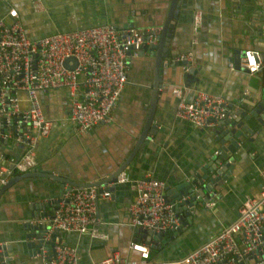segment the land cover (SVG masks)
Wrapping results in <instances>:
<instances>
[{"label":"crops","instance_id":"obj_1","mask_svg":"<svg viewBox=\"0 0 264 264\" xmlns=\"http://www.w3.org/2000/svg\"><path fill=\"white\" fill-rule=\"evenodd\" d=\"M169 2L0 0V18L11 23L7 11L14 8L22 29L31 38L100 24L145 29L162 24ZM177 9L165 60L191 50L190 83L185 81L180 65L163 69L152 127L123 169L127 180L115 183L110 197L96 202L97 236L89 231L57 233L61 241L76 249L78 264H93L107 250L127 260L139 261L138 253L128 248L129 240H144L126 218L127 206L134 197L133 181L148 176L161 180L170 189L200 173V168L219 148L213 130L196 128L173 116L177 102L171 92L173 88L180 89L184 101H190L196 91L220 94L232 110L245 108L243 101L253 100L259 91L264 92V71L249 75L240 68L228 67L229 61L234 62L233 50L253 47L244 31L252 18L264 21V0H179ZM196 13L199 19L194 25ZM152 51L151 46L145 45L138 56L129 60L127 81L110 118L90 131L78 132L68 121L66 90L39 93L43 113L52 121V128L47 136L38 137L35 142L33 169L79 182L95 181L113 171L132 149L145 120L153 71ZM3 141H0V153L16 160L23 151L22 146ZM237 143L234 152L228 154L233 157V163L216 191L213 205L204 207L196 202L188 215L189 221H184L176 235H168L163 245L159 246L157 241L148 253L147 262H174L196 249L223 225L233 221L243 200L259 188V170L264 166V136L241 135ZM19 174L22 173H14L8 179ZM64 184L29 176L16 180L0 193V244L6 245L7 264H41L30 251L32 228L26 222L41 210L34 204L58 199ZM52 210L53 204L45 206L46 214Z\"/></svg>","mask_w":264,"mask_h":264},{"label":"built area","instance_id":"obj_2","mask_svg":"<svg viewBox=\"0 0 264 264\" xmlns=\"http://www.w3.org/2000/svg\"><path fill=\"white\" fill-rule=\"evenodd\" d=\"M7 16L12 18L11 23L0 18V141L17 143L23 151L16 160L0 153V187L14 173L33 169L35 142L51 131L52 121L43 113L39 93L66 90L68 121L78 132L90 131L110 118L127 81L129 60L138 56L143 46L156 45L161 30L160 26L140 29L100 24L31 38L22 29L14 8L8 9ZM198 19L196 13L194 25ZM167 62H182L184 74L192 67L193 54L188 50ZM228 67L234 69V63L229 61ZM237 67L251 75L264 71V62L259 60L257 51L246 48ZM171 92L177 99L173 116L196 128L214 130L220 122L234 116L229 102L220 94L196 91L190 101H184L180 89L173 88ZM218 153V149L214 151L215 155ZM259 176V188L243 200L237 217L179 260L147 262L148 253L158 240L147 241L142 236L144 240L128 241V248L138 253L139 261L107 250L93 264H264V166ZM115 180L125 182L127 178L121 171ZM111 184L81 187L66 183L51 214L43 215L39 210L26 222L27 226L44 225L41 241L32 253L41 264H78L76 249L54 232L89 231L97 236L96 202L110 197ZM133 188L134 197L126 210L130 226L151 233H167L184 226L174 209L175 201L167 199L161 180L142 176L133 181ZM216 194H204L202 205H213Z\"/></svg>","mask_w":264,"mask_h":264},{"label":"water","instance_id":"obj_3","mask_svg":"<svg viewBox=\"0 0 264 264\" xmlns=\"http://www.w3.org/2000/svg\"><path fill=\"white\" fill-rule=\"evenodd\" d=\"M178 4L179 0H170L167 13L162 24L160 25L161 30L157 44L151 46V48H153V51L151 52L153 55V71L146 116L141 131L139 132L132 149L127 154L125 159L113 171L99 178L98 180L91 182L70 180L62 176H55L47 172H39L33 169L29 172L10 177L7 182L0 187V193L16 180L29 176L46 177L53 181L81 187L99 186L105 183H112L109 187L110 193L112 192L116 181L115 176L119 172L123 171V169L127 166L143 141L144 137L148 132H150V128L152 127L151 121L155 102L159 93V87L161 85V79L164 71L163 69L170 65L165 60L167 57L166 49L169 45V39L173 28V18L178 13ZM246 27L247 29L244 31L245 38L253 46L252 49L257 51L259 60L264 62V21L255 17L252 18L251 22H249ZM232 53L234 54V68L238 69L237 62L242 50H233ZM181 64L182 62H180L178 65ZM192 72L193 70L190 68L187 73H184L187 84L190 83ZM242 103L245 105V108L240 107L234 109V116L231 119L223 120L219 123V126L213 130L215 140L219 146V153L217 155L214 154L211 156L207 164L200 168V173L195 174L194 177L190 178L189 180L182 181L177 186H174L170 189L165 187V195L167 196V199L171 202L175 201L174 209L183 222L189 221L188 215L189 213L193 212L196 202L202 204V196L204 194H206L208 191L216 192L222 185V182L226 178V173L229 172V168L233 163V157L228 156V154L234 152L235 148L238 146L237 138L241 135L244 137L248 135H252V137L260 135L264 136V92L259 91L253 100H246ZM227 141L228 143L226 144ZM206 170H208L210 173L208 174ZM55 201L56 200L52 199L47 200V202L40 201L35 203L34 207L36 209L40 208L43 211L42 214L46 215L44 211L45 206L53 204L54 207ZM30 227L32 228L31 237L33 240L30 241L28 245L31 248V253H33L35 248L38 246V243L41 241V234L43 232L44 225L43 223H40L31 225ZM137 230L147 241L155 242L158 240L159 246L163 245L168 240V235L169 237L174 236L179 231L178 229L167 233H151L150 231L144 229ZM54 233L56 235L58 231L56 230ZM6 255V245L0 244V264H4L5 262L7 264L9 258Z\"/></svg>","mask_w":264,"mask_h":264}]
</instances>
